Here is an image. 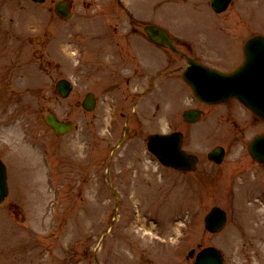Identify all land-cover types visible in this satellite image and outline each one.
Instances as JSON below:
<instances>
[{
	"label": "rangeland",
	"instance_id": "1",
	"mask_svg": "<svg viewBox=\"0 0 264 264\" xmlns=\"http://www.w3.org/2000/svg\"><path fill=\"white\" fill-rule=\"evenodd\" d=\"M56 1L0 0V156L10 183L0 204V264H194L189 251L210 244L222 248L225 264H264V210L247 208L249 182L210 178L207 164L188 173L159 169L146 147L148 133L160 129V117L148 119L150 108L135 122L138 132L122 139L127 142L115 152L125 159L108 164L120 132L106 130L112 96L97 77L108 72L102 69L111 59L109 49L98 46L96 20L112 17L118 5L105 14L98 12L101 0H73V16L63 19L55 13ZM129 1L137 15L187 37L196 54L222 70L237 66L245 40L264 32V0H234L223 13L213 11L210 0ZM87 35L96 42L80 64L84 44L70 42ZM137 42L160 68L162 48L143 37ZM134 48L143 53L136 43ZM173 58V67L186 64L184 57ZM138 71L140 81L152 76L150 70ZM64 76L77 83L67 98L55 89ZM91 89L99 104L86 111L78 101ZM187 90L180 88L183 107ZM229 106L225 116L231 120L229 112L242 114L235 102ZM49 110L73 119L76 128L56 135L45 121ZM218 126L229 128L228 135L214 132L206 141L200 136L188 143L201 154L222 140L241 144L232 122ZM262 127L247 125L244 138ZM214 204L230 212L226 228L217 233L204 223Z\"/></svg>",
	"mask_w": 264,
	"mask_h": 264
},
{
	"label": "water",
	"instance_id": "2",
	"mask_svg": "<svg viewBox=\"0 0 264 264\" xmlns=\"http://www.w3.org/2000/svg\"><path fill=\"white\" fill-rule=\"evenodd\" d=\"M229 3V0H213V5L217 10L224 9L227 4ZM63 4V5H62ZM58 5L57 10L63 14L66 15L68 13L66 9V4L62 3ZM147 30L150 32L152 37H154L156 40H160L164 44H169L171 41V38L169 37L168 33L163 30L162 28L154 25H150L147 27ZM158 37H161L160 39ZM246 62L240 67V69L235 73L230 74H222L218 73L216 71L210 70L207 67L200 66L198 63H192L193 67H198V69L204 73L214 74L219 80L226 81L229 80L231 83V90L235 91V94L241 95L243 91L242 85H239L240 82L244 81L247 85L246 89L249 90V87L252 88L256 86V84H259L261 88H264V82L260 79L261 75L264 77V72L260 69V66L264 67V36L257 35L254 38L250 39L246 43ZM59 88L62 90L63 94L66 95L69 86L67 83H62L59 85ZM259 88V87H258ZM234 91H231L229 93H233ZM199 91L197 90V93ZM201 95V93H199ZM259 99L252 100L249 105H251L258 113L259 115L264 117V92H258L257 93ZM203 96V95H201ZM247 100V99H245ZM249 100V99H248ZM253 102V103H252ZM47 121L55 128V130L58 133H62L69 129L72 126L71 122L65 123L62 121H59L54 114H49L47 116ZM264 146V135L258 136V139L253 142L252 146ZM254 153L257 156H260L257 151L254 150ZM7 194V183H6V172L5 167L0 161V202L4 199L5 195ZM213 211L209 213L206 217L207 226L211 228L212 230L220 229L224 225L226 221L225 212L220 209L219 207H215L212 209ZM223 257L216 247H207L203 249L201 252H199L196 264H222Z\"/></svg>",
	"mask_w": 264,
	"mask_h": 264
},
{
	"label": "flooded vegetation",
	"instance_id": "3",
	"mask_svg": "<svg viewBox=\"0 0 264 264\" xmlns=\"http://www.w3.org/2000/svg\"><path fill=\"white\" fill-rule=\"evenodd\" d=\"M116 1L115 5L118 6H122L123 8H125L124 4L121 2V0H114ZM107 25L109 27L112 26H117V25H123V26H131L132 31L135 30V26L140 24L139 20L136 19L135 17H132L129 15V17H116V18H107L106 19ZM102 38H104V42L108 43V44H114L116 46L113 47H121V43L119 41V37H125V35H118V33H106V34H101L100 35ZM128 37V36H127ZM126 38V37H125ZM127 43H129V40H126ZM107 44H104V47ZM174 69H177V67H174ZM179 70V69H178ZM176 71V70H175ZM170 73V74H176L177 72ZM139 72V71H138ZM120 78L122 80H126L127 83L130 82V76L129 75H125L122 73H120V71H118L116 68H110V73L108 76L102 77V79H106L109 80L106 82V85L108 88H113L116 86L117 82L116 80ZM143 80L139 82V85L142 87H150L151 85V80L148 79L145 81V77L142 76ZM175 79V78H174ZM177 109H175L174 111H172V113H170V118H174L177 116H181L182 117V112L178 111L176 112ZM205 113V112H204ZM205 115H207V113H205ZM229 117V116H228ZM230 118V117H229ZM255 121H258V119L256 117H254ZM175 125L177 127H179L180 125H182V120L178 121L175 123ZM175 127V126H174ZM187 131L185 130V137H187ZM240 147L238 146H234V145H230L227 147L226 152H225V156L223 163L220 164H216L212 161H209V164L211 165V168H209L210 170H208V175L210 178H215L214 176L217 174L218 176H222L226 175V177L228 179L232 178H248V177H257L261 180L263 186H262V190L264 192V164H259V162H257L250 154L248 148H243V151L240 152V154L238 155L236 153L237 150H239ZM212 176V177H211Z\"/></svg>",
	"mask_w": 264,
	"mask_h": 264
}]
</instances>
